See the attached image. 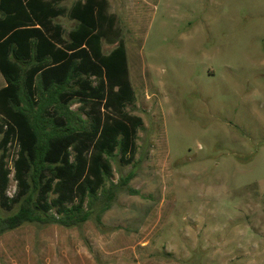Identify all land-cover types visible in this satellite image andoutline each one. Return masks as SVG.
I'll list each match as a JSON object with an SVG mask.
<instances>
[{
  "label": "rangeland",
  "instance_id": "rangeland-1",
  "mask_svg": "<svg viewBox=\"0 0 264 264\" xmlns=\"http://www.w3.org/2000/svg\"><path fill=\"white\" fill-rule=\"evenodd\" d=\"M108 2L136 94L127 111L143 120L133 161L116 153L111 200L100 192L87 222L0 236V264H264V0ZM17 210L0 206V220Z\"/></svg>",
  "mask_w": 264,
  "mask_h": 264
},
{
  "label": "trees",
  "instance_id": "trees-1",
  "mask_svg": "<svg viewBox=\"0 0 264 264\" xmlns=\"http://www.w3.org/2000/svg\"><path fill=\"white\" fill-rule=\"evenodd\" d=\"M63 1L0 0V206L18 207L0 220V236L27 223L87 222L100 192L111 200L116 153L130 164L137 151L143 120L127 111L136 94L118 17L108 0ZM59 17L76 22L68 34ZM104 42L116 44L109 54ZM12 149L18 191L10 198Z\"/></svg>",
  "mask_w": 264,
  "mask_h": 264
},
{
  "label": "crops",
  "instance_id": "crops-1",
  "mask_svg": "<svg viewBox=\"0 0 264 264\" xmlns=\"http://www.w3.org/2000/svg\"><path fill=\"white\" fill-rule=\"evenodd\" d=\"M65 1H66V0H64V1L62 2V4H61V5L64 6V7H66V6L64 5V2H65ZM77 1H78V0H77ZM73 4H74V3H73ZM73 4H72V5H73ZM72 5H71V6H72ZM71 6H70V7H71ZM70 7H66V8H70ZM59 18H61V17H59ZM59 18H57V19H59ZM67 18H68V17H67ZM57 19H55V23L61 25L60 23H58V22L56 21ZM68 19H69V18H68ZM74 22H75V21H74ZM75 25H76V22H75ZM75 25H74V27H75ZM61 26H62V25H61ZM62 27H63V26H62ZM74 27H73V28H74ZM73 28H72V29H73ZM63 29H64V27H63ZM72 29H71V30H72ZM64 30H65V29H64ZM71 30H70V31H71ZM70 31H69V32H70ZM69 32H67V31L65 30V33H66V34H68ZM114 48H115V47H114ZM114 48H113V49H114ZM113 49H112V50H113ZM112 50H111V51H112ZM111 51H110V52H111ZM110 52H109V53H110ZM109 53H108V54H109ZM4 86H5V85H4ZM4 86H3V87H4Z\"/></svg>",
  "mask_w": 264,
  "mask_h": 264
}]
</instances>
